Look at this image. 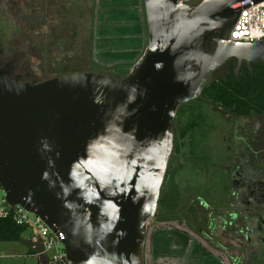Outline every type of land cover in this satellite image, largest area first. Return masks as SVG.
Listing matches in <instances>:
<instances>
[{"label":"water","instance_id":"95a60500","mask_svg":"<svg viewBox=\"0 0 264 264\" xmlns=\"http://www.w3.org/2000/svg\"><path fill=\"white\" fill-rule=\"evenodd\" d=\"M246 1L193 7L144 0L148 45L122 79L82 73L27 84L0 77V186L9 204L65 234L63 264H144L178 109L231 60L236 74L244 63L264 62V40L225 37L234 7ZM35 250L43 251L42 242ZM37 264L49 261L41 256Z\"/></svg>","mask_w":264,"mask_h":264},{"label":"flooded vegetation","instance_id":"af4514ba","mask_svg":"<svg viewBox=\"0 0 264 264\" xmlns=\"http://www.w3.org/2000/svg\"><path fill=\"white\" fill-rule=\"evenodd\" d=\"M31 1L32 15L38 16L40 0ZM111 2L112 6L103 10L111 12L114 21L106 25L120 22L114 18L115 12L121 17H146L144 1ZM11 14L7 4L0 10V77L11 82L38 84L33 80L34 70L24 62V55L18 54L24 53L19 47L23 40L14 45L16 40L11 38L12 31L7 29ZM4 17L7 21L3 20ZM15 29L22 33V29ZM35 32L32 26L29 33ZM218 36L219 33L213 34L207 42L209 52L216 50L217 44L213 39ZM189 115L190 112L185 113L186 117ZM181 126L177 128L179 136L175 132L174 138L177 140L169 158L157 214L147 226L144 250L150 264H155L157 259L161 264H198L200 253L209 264H217L219 259L197 238L201 237L204 243L218 248L219 242L212 237L231 229L234 230V237L241 242V238H244L247 245L252 246L255 238V242L263 246L264 145H255L264 144V122L257 125L249 139L246 135L240 136V143L235 145L238 147L228 146L225 141L223 155L218 161L214 152L211 155L209 151L205 153L204 149L198 151L205 148V143L193 140L192 133L196 127L189 128L187 124ZM216 169L220 170V175H216Z\"/></svg>","mask_w":264,"mask_h":264},{"label":"rangeland","instance_id":"374dc122","mask_svg":"<svg viewBox=\"0 0 264 264\" xmlns=\"http://www.w3.org/2000/svg\"><path fill=\"white\" fill-rule=\"evenodd\" d=\"M0 1H2L0 10L7 4L12 11L8 21L5 17L3 20L7 21V29L12 31L11 38L16 40L12 41L13 44L21 43L23 40L19 47L24 53L19 52L18 54H23L24 62L29 63V66L34 70L33 80L36 83L65 74L82 73L102 74L122 79L130 73L131 68L136 63L116 61L110 58L114 54H124L125 45L118 38L109 41L101 36V34H108L109 32L116 34L119 30L116 27L118 24L106 25L107 22L114 21V19L111 12L107 13L106 10H103L107 6H112L111 1L115 0H40L38 1L40 13L35 17L32 15L33 1L31 0ZM106 1L108 2L106 3ZM202 1L188 0L187 3L195 7ZM20 14L23 15L22 18ZM136 16L139 18L138 15L133 17L136 18ZM24 18L28 21H24ZM114 18L120 20L123 17L115 12ZM139 20L141 23L143 21L142 31L139 35L141 39L134 42L137 43V48L133 49V52L139 55L138 59L148 45L146 17L139 18ZM32 26L36 31L33 34L29 33ZM15 27L22 29V33H19ZM105 40L108 41L105 42ZM227 67L228 63L215 70L210 75L208 82L223 77ZM192 102L184 104L183 111L185 113L198 109ZM198 114L200 113L198 112ZM201 114L203 118L198 119L192 138L205 143V148L198 149L199 152L203 149L205 153L209 151L211 155L214 152L217 161L223 155L225 141L228 146L238 147L235 145L240 143V136L246 135L249 139L257 125L264 122V116L234 117L210 105H205ZM188 117L184 119L188 120L190 118ZM173 133L175 137L174 129ZM175 140L177 139L175 138ZM188 141L186 140V142ZM262 145L264 144L258 143L255 146L260 147ZM218 173L220 175V170L216 169V175ZM31 235V231L28 230L23 234V238L30 239ZM212 238L219 242L218 248L204 243L201 237L197 239L213 256L219 259L217 264H264V245L260 246L255 242V238H253V245L249 246L244 238H241V242L240 239L234 237L233 229L226 230L219 236L214 235ZM28 251L29 248L24 244V240L17 243L0 242V264H37V258L29 256ZM53 253L51 252L50 255ZM175 256H177L176 253ZM203 257V254L200 253L198 264H209ZM181 258L184 259L183 256ZM143 262L150 264L148 256L145 255V250ZM155 264H161L160 260L157 259ZM172 264L176 263L172 262Z\"/></svg>","mask_w":264,"mask_h":264},{"label":"trees","instance_id":"16d2710c","mask_svg":"<svg viewBox=\"0 0 264 264\" xmlns=\"http://www.w3.org/2000/svg\"><path fill=\"white\" fill-rule=\"evenodd\" d=\"M118 28L116 34H112V32L101 34L104 36L103 39L111 41L118 38L125 45L124 54H114L110 58L116 61L137 62L139 55L133 52V49L135 50L134 42L141 39L139 35L142 26L139 23V18L130 15L123 16ZM236 66L237 61L231 60L223 77L207 82L200 97L192 102L198 109L190 112L188 120L184 119L186 117L183 111L184 105L178 109L173 125L177 135L180 133L177 128L182 127V124H187L189 128L196 127L198 119L203 118L201 111L205 105L219 108L234 117L264 116V62L253 64L251 67L244 63L238 74H236ZM27 230L26 227L16 225L11 219L0 218V242H22L23 234ZM30 252L33 254V251Z\"/></svg>","mask_w":264,"mask_h":264},{"label":"built area","instance_id":"2783aa9c","mask_svg":"<svg viewBox=\"0 0 264 264\" xmlns=\"http://www.w3.org/2000/svg\"><path fill=\"white\" fill-rule=\"evenodd\" d=\"M188 0H181L187 4ZM247 0L235 6L238 9L231 29L226 33L228 40L253 43L264 40V0ZM0 218L11 219L16 225L26 227L31 231V241L34 244L42 242L43 251L35 254L36 258L47 257L49 264H63L66 240L62 232H53L37 215L26 210L21 205L12 206L7 201L6 194L0 186ZM51 252H54L50 255Z\"/></svg>","mask_w":264,"mask_h":264},{"label":"crops","instance_id":"0c3cea01","mask_svg":"<svg viewBox=\"0 0 264 264\" xmlns=\"http://www.w3.org/2000/svg\"><path fill=\"white\" fill-rule=\"evenodd\" d=\"M115 1H139V0H115ZM144 1V0H143ZM140 24H141V22H139ZM120 26V22L118 23V25L116 26V27H119ZM141 43V42H140ZM134 48L136 49L137 48V43L136 44H134ZM28 231V230H27ZM26 231V232H27ZM23 240H24V244L26 245V246H28V248H29V251H28V255L29 256H32V257H34V258H36L35 257V254L37 253V251L35 250V247H36V244H34V243H32V241H31V237H30V239L29 238H27V239H24L23 238ZM23 242V241H22ZM30 251H33V254H30L31 252Z\"/></svg>","mask_w":264,"mask_h":264}]
</instances>
